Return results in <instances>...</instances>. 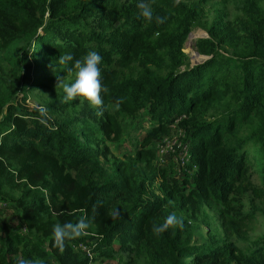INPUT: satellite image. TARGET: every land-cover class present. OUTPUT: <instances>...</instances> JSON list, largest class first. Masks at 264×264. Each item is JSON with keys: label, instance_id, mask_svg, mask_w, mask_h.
Returning <instances> with one entry per match:
<instances>
[{"label": "trees", "instance_id": "obj_1", "mask_svg": "<svg viewBox=\"0 0 264 264\" xmlns=\"http://www.w3.org/2000/svg\"><path fill=\"white\" fill-rule=\"evenodd\" d=\"M205 1L149 0L157 24L137 0H0V264H264V233L248 235L264 224V0H213L201 20ZM197 25L207 58L191 65ZM88 50L103 57L102 115L61 101L76 71L61 57ZM125 136L133 147L113 151ZM170 212L183 227L155 233ZM81 218L88 228L57 248L52 225Z\"/></svg>", "mask_w": 264, "mask_h": 264}, {"label": "clouds", "instance_id": "obj_2", "mask_svg": "<svg viewBox=\"0 0 264 264\" xmlns=\"http://www.w3.org/2000/svg\"><path fill=\"white\" fill-rule=\"evenodd\" d=\"M136 7L138 9L137 15L141 20L149 23L155 20L157 24L163 22V17L154 16V11L149 0H137ZM102 60L103 57L96 50H88L83 56L75 60H73L70 54L61 57V62L71 61L72 66L76 69L71 82L62 84V102L68 103L78 97H83L91 105L97 106V115H102V111L99 110V106L102 104L100 93L103 90L100 67ZM116 107H119L118 103ZM39 113L42 118L47 117L45 108L41 107ZM88 226V222L84 218H81L76 223H55L51 228L52 242L57 248L62 250L66 240L80 237ZM170 226L183 227V219L179 218L175 212H170L164 218L163 223L153 225L152 230L159 234L165 232ZM18 264H45V262L43 259L31 257L21 259Z\"/></svg>", "mask_w": 264, "mask_h": 264}, {"label": "rangeland", "instance_id": "obj_3", "mask_svg": "<svg viewBox=\"0 0 264 264\" xmlns=\"http://www.w3.org/2000/svg\"><path fill=\"white\" fill-rule=\"evenodd\" d=\"M186 1L194 2L198 0H186ZM224 5H225L226 12H228L229 18L234 13L237 12V9L234 7V5L231 2H225ZM201 6H202L201 20L202 19L204 20V19H210L214 15V9L217 6L222 7V4L215 5L213 3V0H207L205 2H201ZM190 32H191V36L186 38L183 51L188 55L189 63L192 65L194 63H199L204 60L203 56L197 57L195 55V50H196L195 40L199 37H205L207 32L198 25L193 27ZM38 94H40V89H35L34 92L30 94V96L27 99V104L29 106L38 104V100H39ZM43 96H47V94H43ZM135 128L136 130L135 129L131 130L132 135L141 137L144 134L145 130L148 129V123L147 121H145L140 127L138 126V124L135 123ZM130 140H131V137L125 136L123 139V144L118 149L113 148V151L117 153H121L123 150L131 149L133 146L130 145ZM164 141H170V142L174 141V144H171L170 147H167L163 151H161V145L164 143ZM177 143H178L177 137L174 135L172 137L171 136L165 137L163 139L162 143L159 144L160 151H159L158 159H160V161H158V163L163 162L165 159H169L170 157H173L174 147L177 146ZM110 147L112 149L113 145L110 144ZM253 179L254 181H258L256 172H253ZM210 213H213V212L210 211ZM263 233H264V224L260 220L255 221L254 224L251 226V228L248 230V235L250 239H254ZM91 264H119V260L117 259H97V260L92 261Z\"/></svg>", "mask_w": 264, "mask_h": 264}, {"label": "built area", "instance_id": "obj_4", "mask_svg": "<svg viewBox=\"0 0 264 264\" xmlns=\"http://www.w3.org/2000/svg\"><path fill=\"white\" fill-rule=\"evenodd\" d=\"M171 144H174V141H164V143L161 145V151H163L165 148H167V147H170L171 146ZM186 147H185V149H184V152H183V154H182V156H180V159L182 160L185 156H186ZM181 154V153H180Z\"/></svg>", "mask_w": 264, "mask_h": 264}, {"label": "water", "instance_id": "obj_5", "mask_svg": "<svg viewBox=\"0 0 264 264\" xmlns=\"http://www.w3.org/2000/svg\"><path fill=\"white\" fill-rule=\"evenodd\" d=\"M190 36H191V32H189V33H188V36H187V38H188V37H190ZM207 36H208V35L206 34V35H205V37H207ZM195 55H196V56H203V57H204V59H206V58H207V56L200 55V54L198 53V51H197V50H195ZM194 64H196V63H194Z\"/></svg>", "mask_w": 264, "mask_h": 264}, {"label": "bare ground", "instance_id": "obj_6", "mask_svg": "<svg viewBox=\"0 0 264 264\" xmlns=\"http://www.w3.org/2000/svg\"><path fill=\"white\" fill-rule=\"evenodd\" d=\"M191 38H192V37H191ZM192 40H193V39H192ZM197 57H198V56H197ZM197 57H196V58H197Z\"/></svg>", "mask_w": 264, "mask_h": 264}]
</instances>
